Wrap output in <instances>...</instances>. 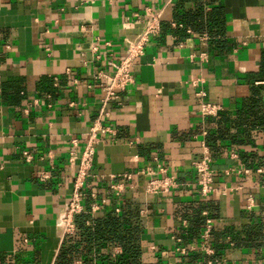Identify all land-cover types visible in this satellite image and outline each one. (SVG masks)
Here are the masks:
<instances>
[{
  "label": "crops",
  "instance_id": "crops-1",
  "mask_svg": "<svg viewBox=\"0 0 264 264\" xmlns=\"http://www.w3.org/2000/svg\"><path fill=\"white\" fill-rule=\"evenodd\" d=\"M177 4L0 0V264L54 263L75 171L67 160L71 141L81 149L100 108L97 75L106 68L94 56L122 55L123 39L141 28L146 7L160 14V29L134 62L135 83L121 93V104L107 105L105 121L115 134L98 136L87 192L94 188L100 197L125 184L115 202L136 214L142 264L198 260L197 253L178 259L171 250L176 238L195 242L207 217L213 264L264 263V172H256L264 129L253 120L264 115V0L184 2L186 11L201 7L205 15L221 9L223 48L206 32L202 42V33L184 28L175 19ZM195 79L202 81L194 87ZM198 90L221 107L216 116L201 118ZM201 142L211 154L214 187L226 189L207 202L191 166ZM158 165L178 185L165 195L146 194L137 172ZM104 207L90 215L111 210Z\"/></svg>",
  "mask_w": 264,
  "mask_h": 264
},
{
  "label": "built area",
  "instance_id": "built-area-1",
  "mask_svg": "<svg viewBox=\"0 0 264 264\" xmlns=\"http://www.w3.org/2000/svg\"><path fill=\"white\" fill-rule=\"evenodd\" d=\"M144 15L146 17L142 22L141 28L135 33L125 35L122 55L116 56L113 52L108 51L104 59H102L100 54H95L94 56V59L106 68V71L101 70L97 75V78L102 80L100 84V91L102 92L100 108L97 117L92 121L84 134V142L81 149H75L78 145L77 139L71 141V145L74 148L70 150L67 160L69 167H75V171L72 174V187L69 196L63 206L60 219L61 224L58 226L64 235L63 238L66 235L73 234L75 230L74 217L80 213L92 214L103 209L106 205H110L111 210L116 214L121 212L122 206L120 203L115 202V200H117L124 189L125 184H113L110 186V193L99 197L94 188H90L87 192V182L92 177L90 171L98 136L105 133L115 134V131L105 121L108 117L107 105L109 102H115L118 105L121 104V93L129 92L130 87L135 83L132 72L134 62L144 54L151 39L159 32L160 14L154 13L150 8L146 7ZM134 16L139 17L138 14H134ZM199 38L202 42H205L208 36L202 33ZM106 45L109 44L106 43ZM201 81V79L192 80L191 85L195 87ZM195 95L199 101L198 111L202 119L217 115L221 109L218 104L206 101L205 93L201 90H198ZM203 135H205L204 131ZM201 147L200 158L193 161L191 166L196 176L200 201L207 202L212 196L217 197L223 195L226 189L214 187L211 154L205 142H201ZM23 154L26 159H30V155L27 152ZM262 164L261 167L256 169L257 173L264 172V158ZM156 174H160V176H156ZM137 175L145 178L144 192L146 194L165 195L178 185L176 179L166 175L165 169L159 165L157 171L146 167L138 171ZM47 178L46 174L39 176V180L42 182L46 181ZM123 178L129 181L130 175H124ZM129 189L133 190L134 185L130 184ZM247 202V208L249 209L253 206V200L250 196H248ZM203 214L206 215V212ZM211 230L212 219L207 217L195 242L182 243L180 238H176L175 246L171 250V254L179 259L197 253L200 255L199 259L190 264H213L214 250L211 247ZM120 252L121 249L119 247H114L112 255H117ZM76 264L80 263L76 262Z\"/></svg>",
  "mask_w": 264,
  "mask_h": 264
},
{
  "label": "trees",
  "instance_id": "trees-1",
  "mask_svg": "<svg viewBox=\"0 0 264 264\" xmlns=\"http://www.w3.org/2000/svg\"><path fill=\"white\" fill-rule=\"evenodd\" d=\"M187 1L178 0L175 19L184 28L190 26L196 32H206L211 37L210 43L223 48L221 9L212 8L206 15L201 7L186 11L183 4ZM184 28L180 31L181 35ZM259 77L264 78V53ZM253 120L259 128L264 129V115H258ZM135 216V212L128 209H122L119 214L107 210L101 216H91L89 213L76 215L75 230L63 238L53 264H142L140 227L136 224ZM114 247H119L121 252L112 255Z\"/></svg>",
  "mask_w": 264,
  "mask_h": 264
}]
</instances>
